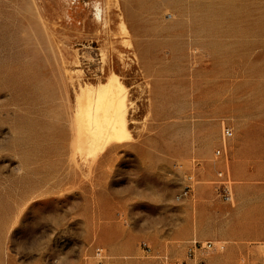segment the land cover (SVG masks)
Masks as SVG:
<instances>
[{"label":"rangeland","instance_id":"374dc122","mask_svg":"<svg viewBox=\"0 0 264 264\" xmlns=\"http://www.w3.org/2000/svg\"><path fill=\"white\" fill-rule=\"evenodd\" d=\"M112 77L127 135L94 156L78 97ZM193 239L264 264V0H0V264H165Z\"/></svg>","mask_w":264,"mask_h":264},{"label":"bare ground","instance_id":"6f19581e","mask_svg":"<svg viewBox=\"0 0 264 264\" xmlns=\"http://www.w3.org/2000/svg\"><path fill=\"white\" fill-rule=\"evenodd\" d=\"M101 11L98 6V17H102ZM76 112L73 132L76 148L83 147L94 155L109 143L121 141L127 135L126 95L117 77H112L100 89L93 85L84 88L78 97ZM78 150L75 149V153Z\"/></svg>","mask_w":264,"mask_h":264},{"label":"built area","instance_id":"2783aa9c","mask_svg":"<svg viewBox=\"0 0 264 264\" xmlns=\"http://www.w3.org/2000/svg\"><path fill=\"white\" fill-rule=\"evenodd\" d=\"M223 140L232 137L234 130L231 126L223 127ZM224 147H219L216 150V155L223 152ZM220 176L224 175V171H220ZM184 186L181 193L178 195V199H183L192 194L196 182L195 171L186 173L184 176ZM222 195L226 200H232L233 192L230 179L223 181ZM145 245H147L145 243ZM225 248V244L222 241H200L197 239L190 240L186 251V258L184 259H170L167 255L164 256L165 264H206V254L212 250L222 251ZM85 264H114L112 261V255L108 249L104 246H96L93 249L91 255L86 259Z\"/></svg>","mask_w":264,"mask_h":264}]
</instances>
